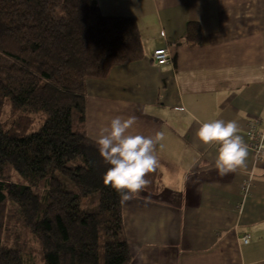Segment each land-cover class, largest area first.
Wrapping results in <instances>:
<instances>
[{"label":"crops","instance_id":"obj_1","mask_svg":"<svg viewBox=\"0 0 264 264\" xmlns=\"http://www.w3.org/2000/svg\"><path fill=\"white\" fill-rule=\"evenodd\" d=\"M99 6L136 19L145 57L87 81L86 121L75 129L95 141L112 119L135 117L127 134L163 133L154 153L163 189L123 202L131 264H264V154L247 147L244 165L220 177L219 146L196 138L202 123L218 119L235 121L246 146L250 122L264 131V0ZM164 48L170 63L158 66L153 54Z\"/></svg>","mask_w":264,"mask_h":264},{"label":"trees","instance_id":"obj_2","mask_svg":"<svg viewBox=\"0 0 264 264\" xmlns=\"http://www.w3.org/2000/svg\"><path fill=\"white\" fill-rule=\"evenodd\" d=\"M144 57L136 19L99 0H0V264L132 263L123 202L103 182L111 165L75 123L89 79ZM145 179L163 189L158 167Z\"/></svg>","mask_w":264,"mask_h":264},{"label":"clouds","instance_id":"obj_3","mask_svg":"<svg viewBox=\"0 0 264 264\" xmlns=\"http://www.w3.org/2000/svg\"><path fill=\"white\" fill-rule=\"evenodd\" d=\"M134 123L135 117H116L108 127L101 129L95 139L100 155L105 163L111 165L103 176V182L117 191L122 202L132 199L149 183L145 177L158 167L154 153L163 140L162 132H157L154 137L127 134ZM237 133L235 121L219 119L202 123L196 131V138L204 146H219L215 170L220 177L234 173L245 163L247 146Z\"/></svg>","mask_w":264,"mask_h":264},{"label":"built area","instance_id":"obj_4","mask_svg":"<svg viewBox=\"0 0 264 264\" xmlns=\"http://www.w3.org/2000/svg\"><path fill=\"white\" fill-rule=\"evenodd\" d=\"M153 60L158 66H164L170 63V52L167 48L156 50L153 54ZM260 120L250 122L247 132L248 144L247 147L251 149L257 157L264 154V131H260ZM243 192H248V186L244 185ZM245 244L250 242V236L246 235L242 238Z\"/></svg>","mask_w":264,"mask_h":264},{"label":"rangeland","instance_id":"obj_5","mask_svg":"<svg viewBox=\"0 0 264 264\" xmlns=\"http://www.w3.org/2000/svg\"><path fill=\"white\" fill-rule=\"evenodd\" d=\"M10 119V112L8 109L5 110L4 116L2 117L1 121H7ZM16 174L12 171L8 174V180L9 181H16ZM95 198V199H94ZM97 196L89 197L83 199V207L87 210H90L94 207V202L96 200Z\"/></svg>","mask_w":264,"mask_h":264}]
</instances>
